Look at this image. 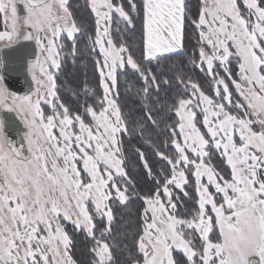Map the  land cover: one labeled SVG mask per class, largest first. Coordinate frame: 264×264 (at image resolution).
<instances>
[{"label":"snow or ice","instance_id":"6c2138e0","mask_svg":"<svg viewBox=\"0 0 264 264\" xmlns=\"http://www.w3.org/2000/svg\"><path fill=\"white\" fill-rule=\"evenodd\" d=\"M86 6L91 33L72 0H0V112L24 126L17 145L0 116V264H81L78 236L86 264H264V0ZM137 22L139 59L123 39ZM83 36L99 91L86 83L73 107L57 81ZM174 57L202 81L183 60L165 71ZM10 60L26 61L23 95L5 84ZM129 71L135 119L119 90ZM133 139L152 158L136 146L130 156ZM137 201L129 246L117 214Z\"/></svg>","mask_w":264,"mask_h":264},{"label":"trees","instance_id":"16d2710c","mask_svg":"<svg viewBox=\"0 0 264 264\" xmlns=\"http://www.w3.org/2000/svg\"><path fill=\"white\" fill-rule=\"evenodd\" d=\"M74 4H78L79 8L75 12L76 18L78 23H83L86 26V29L89 33L94 31V14L90 12V8L87 7V0H72ZM192 5L197 3V0H190ZM123 27V26H121ZM123 39L126 41L133 49L134 55L137 59L140 58V51H141V31L139 27V22H137V27L135 32L127 31L123 33ZM79 49L81 52V57L73 62L71 58L67 60V62L63 65V70L58 79L57 83L61 86V97L66 102L70 104V106H75V99L73 93L80 92L81 99H83L82 90L87 83L88 87L97 88L98 84V73H96L94 64L92 62L91 57L88 54V46H90V41H88L86 36L79 38ZM189 48L191 47V42L186 41ZM98 51V50H97ZM181 60H183L185 65V71L189 72L192 75L193 79L201 80L202 76L198 71H192L191 66L187 65V58H179L174 57L172 60H165L162 62V65L165 71L172 65H180ZM171 75V73H169ZM120 93L122 97V103H127L129 108L134 109L132 114V119H135L139 114V100L135 98V93L137 92L138 88L141 86L140 82L136 81L135 77L132 75V72L129 71L127 76H121L120 78ZM134 85V86H132ZM176 94L175 86L172 89H169L167 92V96L169 99ZM162 94V98H163ZM133 146L142 147L145 151L148 152L150 158H152L151 151L143 145L142 141H137L133 139L131 145H129V155L131 156V149ZM135 159V157H132ZM132 176L135 178L137 187L141 191H147L150 187L148 181L146 180L143 170L137 169L133 171ZM141 207L140 202H134L126 211L118 212L117 214V224L116 229L118 231H126L128 233L127 239L125 243L129 246L132 243V227L138 223V210ZM190 207V205H189ZM183 212V209H181ZM120 216H123V220H120ZM85 239L78 236L76 238V247L79 246V250L76 249V258L81 261V264H86L88 260L87 250L89 245L84 244ZM87 243V242H86ZM118 257L123 260V255L121 253H117Z\"/></svg>","mask_w":264,"mask_h":264},{"label":"water","instance_id":"95a60500","mask_svg":"<svg viewBox=\"0 0 264 264\" xmlns=\"http://www.w3.org/2000/svg\"><path fill=\"white\" fill-rule=\"evenodd\" d=\"M23 43L29 45L30 50H34V45L32 42ZM2 56L3 52L0 51V57ZM28 59H31V57H28ZM8 64L9 70L7 72H3V74L6 76V86L8 87L9 91L17 95L25 94L28 91L31 80L30 75L26 70V61L21 62L19 60H10L8 61ZM22 64L23 66H21ZM1 116H3L5 119H8L9 122L13 124V127L9 129V135L13 138L14 142L19 145L23 135L24 126L20 124L19 119L12 113L1 112Z\"/></svg>","mask_w":264,"mask_h":264},{"label":"rangeland","instance_id":"374dc122","mask_svg":"<svg viewBox=\"0 0 264 264\" xmlns=\"http://www.w3.org/2000/svg\"><path fill=\"white\" fill-rule=\"evenodd\" d=\"M97 50H98V49H97ZM0 71H1V70H0ZM0 116H1V112H0ZM80 237L83 238V236H80ZM83 239H84V238H83ZM84 244H85L86 246L88 245V243H86V242H84ZM79 248H80L79 246L76 247V249H78V250H79ZM76 257H77V256H76Z\"/></svg>","mask_w":264,"mask_h":264}]
</instances>
